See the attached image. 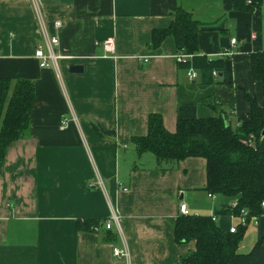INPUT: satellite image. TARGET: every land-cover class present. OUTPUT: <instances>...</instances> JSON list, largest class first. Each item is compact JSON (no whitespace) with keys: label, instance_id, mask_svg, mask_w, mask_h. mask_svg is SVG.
I'll list each match as a JSON object with an SVG mask.
<instances>
[{"label":"crops","instance_id":"1","mask_svg":"<svg viewBox=\"0 0 264 264\" xmlns=\"http://www.w3.org/2000/svg\"><path fill=\"white\" fill-rule=\"evenodd\" d=\"M33 1L44 30L58 38L56 53L71 57L58 60V71L39 68L33 58L42 46ZM177 8L200 29L196 59L182 63L172 37L157 47L151 40ZM108 38L113 52L103 48ZM224 48L232 55L216 59ZM259 52L264 0L252 13L235 11L232 0H0V78L10 93L21 80L34 86L27 130L0 162V264H180L195 243L174 241L179 204L200 216L225 204L216 206L218 198L204 190L203 159L187 158L162 173L155 157L138 155L130 140L147 134L150 114L170 133L177 120L220 114L236 126L249 111L245 95L262 103L250 63ZM199 60L215 62L216 76L204 78ZM95 172L104 191L90 187ZM111 211L118 225L105 230ZM216 223L226 232L231 222ZM261 240L264 210L229 264H264ZM124 247L128 261L111 255Z\"/></svg>","mask_w":264,"mask_h":264},{"label":"trees","instance_id":"2","mask_svg":"<svg viewBox=\"0 0 264 264\" xmlns=\"http://www.w3.org/2000/svg\"><path fill=\"white\" fill-rule=\"evenodd\" d=\"M260 3L261 0H232L233 9L245 13H252ZM199 31L191 15L177 8L168 28L152 32V45L157 47L165 37H172L178 54L190 56L189 60L196 59ZM199 61L203 77H209L216 63ZM250 63L252 79L261 86L262 103L258 105L245 95L249 111L238 118L236 126L232 127L226 116L220 114L205 119L177 120L175 131L170 133L159 115L150 114L147 134L130 140L138 155L151 153L155 157L162 173L187 158L203 159L205 192L236 202L233 208L222 205L213 214L217 218L237 216L240 210L247 211V219L259 218L263 213L260 203L264 201V151L259 149V144L264 140L261 138L264 132V52L253 54ZM10 87L8 80L0 78V162L7 146L26 132L34 99L31 81L16 82L11 93ZM251 139L253 145L249 143ZM245 230L238 226L236 232L230 234L227 230L221 231L209 216L178 214L173 226L175 243H195V250L183 256L180 264H229Z\"/></svg>","mask_w":264,"mask_h":264},{"label":"built area","instance_id":"3","mask_svg":"<svg viewBox=\"0 0 264 264\" xmlns=\"http://www.w3.org/2000/svg\"><path fill=\"white\" fill-rule=\"evenodd\" d=\"M33 8L35 10L36 16H37V20L39 21V25L41 27V39H42V46H38L33 53V58L38 62V67L39 68H47L49 66H51L55 71H58V66H57V62L59 59H70L71 57H63L58 55L56 52V48L58 47V38L54 35H49L45 30H44V26H43V22L42 19L40 18V8L37 2L33 1ZM54 29L57 30L61 27L60 22H55L54 24ZM236 44V40L235 39H231L230 40V47H234V45ZM103 48L106 52H113L114 46H113V40L111 38L106 39L104 42H102ZM232 55V52L230 49L228 48H224L221 51H219L216 54V59L221 60L224 58H228ZM176 61L178 63H182L184 62L185 59L189 60L190 56L188 55H182V54H177L176 56ZM213 76H216L215 72H212ZM189 77L190 78H195L196 74L192 71L189 73ZM66 124V120H62L61 122V128L64 127ZM262 139H264V132L262 133L261 136ZM249 143L251 145H253L252 143V139L249 141ZM91 188L100 190V191H104V187H103V182L101 177L98 175L97 172H95V183H93L91 186ZM208 197H212L211 195H208ZM236 206V202H233L232 204H230V207L233 208ZM260 208L263 212L264 210V201H262L260 203ZM178 214L182 215V216H186L188 215L186 206L184 204H179L178 206ZM247 211L245 210H240V212L237 214V216H229L226 218V220L230 221L231 223L234 221H236V223H230L227 231L230 234H233L236 232L237 227H241V228H247L251 223L256 225L258 218L257 217H249L247 219ZM211 220L214 222L218 221V218L215 217L214 215L210 216ZM114 223L116 226L118 225V218L117 216L111 211L109 220H107L105 222L104 228L105 230H109L111 227V224ZM111 255L115 258H120L123 259L125 261H128L129 259V254L128 251L126 249V247L118 249V248H114L112 250Z\"/></svg>","mask_w":264,"mask_h":264},{"label":"rangeland","instance_id":"4","mask_svg":"<svg viewBox=\"0 0 264 264\" xmlns=\"http://www.w3.org/2000/svg\"><path fill=\"white\" fill-rule=\"evenodd\" d=\"M216 198H218L217 200H216V206H220L221 204H225V205H228L229 204V200H226V199H223L224 200V202L223 201H221L220 199H219V197H217L216 196ZM215 198V199H216ZM211 215H209V217H210ZM234 223H236V221H234Z\"/></svg>","mask_w":264,"mask_h":264},{"label":"water","instance_id":"5","mask_svg":"<svg viewBox=\"0 0 264 264\" xmlns=\"http://www.w3.org/2000/svg\"><path fill=\"white\" fill-rule=\"evenodd\" d=\"M69 71L71 73H74V74L80 73L81 72V67L80 66H71Z\"/></svg>","mask_w":264,"mask_h":264}]
</instances>
